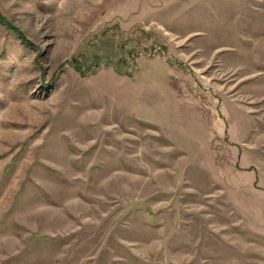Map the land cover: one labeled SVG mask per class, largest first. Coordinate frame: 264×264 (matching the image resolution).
<instances>
[{"label":"rangeland","instance_id":"1","mask_svg":"<svg viewBox=\"0 0 264 264\" xmlns=\"http://www.w3.org/2000/svg\"><path fill=\"white\" fill-rule=\"evenodd\" d=\"M0 11V264H264V0Z\"/></svg>","mask_w":264,"mask_h":264},{"label":"trees","instance_id":"2","mask_svg":"<svg viewBox=\"0 0 264 264\" xmlns=\"http://www.w3.org/2000/svg\"><path fill=\"white\" fill-rule=\"evenodd\" d=\"M0 23L3 24V25H5V26H7L9 29H11L12 31H14L15 33H17L21 38H23V40L27 44H29L31 46H34V43H32L31 41H29L28 39H26L24 33L21 32V30L18 27H16L14 24H12L10 22V20L6 16H4L1 11H0Z\"/></svg>","mask_w":264,"mask_h":264},{"label":"crops","instance_id":"3","mask_svg":"<svg viewBox=\"0 0 264 264\" xmlns=\"http://www.w3.org/2000/svg\"><path fill=\"white\" fill-rule=\"evenodd\" d=\"M259 193L264 194V191H259Z\"/></svg>","mask_w":264,"mask_h":264}]
</instances>
